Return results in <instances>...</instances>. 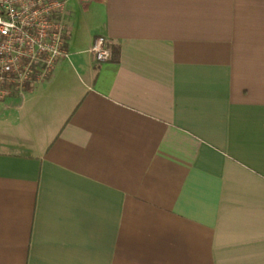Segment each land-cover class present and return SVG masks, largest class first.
Here are the masks:
<instances>
[{"label":"crops","instance_id":"crops-1","mask_svg":"<svg viewBox=\"0 0 264 264\" xmlns=\"http://www.w3.org/2000/svg\"><path fill=\"white\" fill-rule=\"evenodd\" d=\"M60 19L68 58L0 102V264H264V0Z\"/></svg>","mask_w":264,"mask_h":264},{"label":"built area","instance_id":"built-area-1","mask_svg":"<svg viewBox=\"0 0 264 264\" xmlns=\"http://www.w3.org/2000/svg\"><path fill=\"white\" fill-rule=\"evenodd\" d=\"M64 8L65 0H0V30L7 33L0 34V102L32 90L49 78L58 60L68 58L69 35L60 19ZM12 23L15 28L9 30ZM99 40L103 44L97 52L93 47ZM106 50L104 38L97 36L89 52L105 62L110 58L99 55Z\"/></svg>","mask_w":264,"mask_h":264},{"label":"clouds","instance_id":"clouds-1","mask_svg":"<svg viewBox=\"0 0 264 264\" xmlns=\"http://www.w3.org/2000/svg\"><path fill=\"white\" fill-rule=\"evenodd\" d=\"M57 7H58V5H56V4H53V5H52V8H53V9H55V8H57ZM26 10H27V9H26ZM13 28H15V24H14V23L11 24L9 30H12ZM0 34H4V35H6L7 33H4V32H2V30H0ZM102 44H103V40H99V41L96 42V45H95V47H93V48H94L97 52H99V51H100V48H101V46H102ZM52 51H54V52H58L59 49H58L57 47L53 46ZM86 51H87V50H86ZM86 51H85V52H81L80 54H81V55H85V54H86ZM110 56H111V51H110V49H108V50H106V51L103 53V55H99V58L107 59V58H110ZM6 70H7V69H6Z\"/></svg>","mask_w":264,"mask_h":264}]
</instances>
